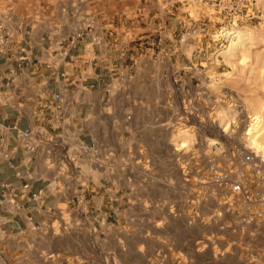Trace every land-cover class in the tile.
Instances as JSON below:
<instances>
[{"label":"rangeland","instance_id":"rangeland-1","mask_svg":"<svg viewBox=\"0 0 264 264\" xmlns=\"http://www.w3.org/2000/svg\"><path fill=\"white\" fill-rule=\"evenodd\" d=\"M11 1L13 16L66 13L54 7L63 0ZM114 12L121 32L141 18L140 33L130 23L132 53L116 70L106 110L115 134L125 126L115 147L129 154L113 153L103 168L91 155L76 165L84 184L110 177V192L125 197L102 214L90 202L77 220L60 204L50 224L62 225V248H74L67 240L76 235L64 225L81 224L88 229L77 234L75 264H264V0H127ZM146 151L166 155L145 163ZM65 170L74 177L72 166ZM243 177L253 201L231 189ZM31 252L46 264L45 250Z\"/></svg>","mask_w":264,"mask_h":264},{"label":"crops","instance_id":"crops-1","mask_svg":"<svg viewBox=\"0 0 264 264\" xmlns=\"http://www.w3.org/2000/svg\"><path fill=\"white\" fill-rule=\"evenodd\" d=\"M120 1L127 0H63L54 6L66 10L62 18L29 19L10 15L12 1L0 0V22L11 36L0 52V93L10 99L0 104V264H43L31 252L39 249L46 251L41 258L46 264H75L74 250L82 243L77 234L88 228L64 225L76 235L67 240L74 248H62V225L50 224L59 205L68 206L77 220L80 213L88 215L90 202L102 214L118 198L108 187L113 178L89 176L84 184L82 166L76 164L91 155L103 168L113 153L121 159L129 154L115 147L126 135L125 126L115 134L106 117L116 70L124 69L132 53L130 23L141 32V18L122 32L116 28L114 8ZM73 5L96 11L76 18L69 11ZM134 8L141 15V5ZM145 39L139 36V45ZM165 155L146 151L144 162ZM65 165L73 167L74 177L67 176ZM59 213L63 217L64 211Z\"/></svg>","mask_w":264,"mask_h":264},{"label":"built area","instance_id":"built-area-1","mask_svg":"<svg viewBox=\"0 0 264 264\" xmlns=\"http://www.w3.org/2000/svg\"><path fill=\"white\" fill-rule=\"evenodd\" d=\"M10 35L6 30V22L2 21L0 22V52H3L6 49V46L9 44ZM10 99L9 96H6L3 93H0V104H6L9 103ZM27 135V134H24ZM4 157L6 159H10V154H5ZM246 163H254V158L252 156H247L245 158ZM256 166V165H255ZM217 178L221 182H228L230 180V174L228 172H221L217 175ZM6 186V185H3ZM26 189L29 188V185L24 186ZM231 189L233 193L241 196L246 201H253L252 194L250 192V188L246 183L245 178H239L237 181L232 182ZM40 194H34L35 197H38ZM262 202L264 203V198L262 199Z\"/></svg>","mask_w":264,"mask_h":264},{"label":"bare ground","instance_id":"bare-ground-1","mask_svg":"<svg viewBox=\"0 0 264 264\" xmlns=\"http://www.w3.org/2000/svg\"><path fill=\"white\" fill-rule=\"evenodd\" d=\"M253 142H254V144H255L257 147H261V146L258 144L256 138H254Z\"/></svg>","mask_w":264,"mask_h":264}]
</instances>
